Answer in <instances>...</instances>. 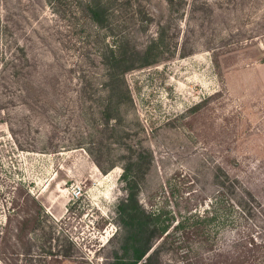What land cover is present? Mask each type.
<instances>
[{
    "label": "rangeland",
    "instance_id": "obj_1",
    "mask_svg": "<svg viewBox=\"0 0 264 264\" xmlns=\"http://www.w3.org/2000/svg\"><path fill=\"white\" fill-rule=\"evenodd\" d=\"M75 1L0 0V264H107L122 244V164L103 174L75 147L97 130L110 42ZM143 4L142 49L169 19L166 0ZM167 35L173 56L127 73L123 110L153 156L140 199L160 264H264V0H188ZM58 237L71 257L53 255Z\"/></svg>",
    "mask_w": 264,
    "mask_h": 264
},
{
    "label": "trees",
    "instance_id": "obj_2",
    "mask_svg": "<svg viewBox=\"0 0 264 264\" xmlns=\"http://www.w3.org/2000/svg\"><path fill=\"white\" fill-rule=\"evenodd\" d=\"M187 2L188 0H166L169 19L160 24L157 39L142 49L136 44V38L129 29L132 23L137 25L152 21L143 0L75 1L77 13L86 21L106 30L110 37L106 52L102 54L107 95L98 100V110L94 113V125L97 130L94 135H90L87 142L79 141L75 145L76 148L86 149L103 174H108L122 164L120 181L125 195L117 207V214L123 229V238L119 251L115 252L107 264H160L161 261L165 247L162 231L155 216L140 199L153 156L141 141H133L135 133L124 126L123 110L133 101L125 77L129 72L160 63L167 59L166 55L173 56L170 43H166L167 38L169 39L167 33L172 30L174 24L178 26V20L183 17ZM91 99L92 96H89L88 100ZM114 146H118L121 151L117 156L114 155ZM221 176V181L217 176L220 186L229 191L230 195L235 196L236 187L244 190L239 181L231 182L223 171ZM245 193L246 195L237 198L235 196V199L238 206L251 215L248 208L254 197L246 191ZM35 228L43 231L39 216ZM49 238L53 240L54 237L51 234ZM56 239L58 241L55 247L58 250L53 255L71 257L72 242L65 237V244L62 245L59 243V237Z\"/></svg>",
    "mask_w": 264,
    "mask_h": 264
},
{
    "label": "built area",
    "instance_id": "obj_3",
    "mask_svg": "<svg viewBox=\"0 0 264 264\" xmlns=\"http://www.w3.org/2000/svg\"><path fill=\"white\" fill-rule=\"evenodd\" d=\"M81 193V191L78 189V191H76V194L78 195V194H80Z\"/></svg>",
    "mask_w": 264,
    "mask_h": 264
}]
</instances>
